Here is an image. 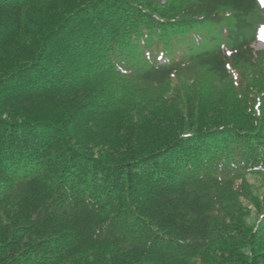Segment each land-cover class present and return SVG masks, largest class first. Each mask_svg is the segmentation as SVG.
Wrapping results in <instances>:
<instances>
[{
  "label": "trees",
  "instance_id": "obj_1",
  "mask_svg": "<svg viewBox=\"0 0 264 264\" xmlns=\"http://www.w3.org/2000/svg\"><path fill=\"white\" fill-rule=\"evenodd\" d=\"M262 28L260 0H0V264H264Z\"/></svg>",
  "mask_w": 264,
  "mask_h": 264
},
{
  "label": "rangeland",
  "instance_id": "obj_2",
  "mask_svg": "<svg viewBox=\"0 0 264 264\" xmlns=\"http://www.w3.org/2000/svg\"><path fill=\"white\" fill-rule=\"evenodd\" d=\"M254 51L260 52L264 51V40L260 38V36L256 39V41L252 45ZM250 182H254L253 177H249Z\"/></svg>",
  "mask_w": 264,
  "mask_h": 264
},
{
  "label": "snow or ice",
  "instance_id": "obj_3",
  "mask_svg": "<svg viewBox=\"0 0 264 264\" xmlns=\"http://www.w3.org/2000/svg\"><path fill=\"white\" fill-rule=\"evenodd\" d=\"M261 4L264 5V0H260ZM262 40H264V28L261 29V37Z\"/></svg>",
  "mask_w": 264,
  "mask_h": 264
}]
</instances>
